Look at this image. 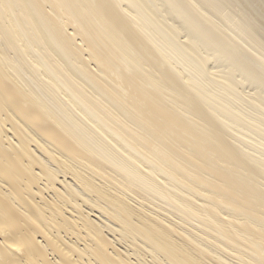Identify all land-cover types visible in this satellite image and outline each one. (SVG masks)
Returning a JSON list of instances; mask_svg holds the SVG:
<instances>
[{"label":"bare ground","instance_id":"bare-ground-1","mask_svg":"<svg viewBox=\"0 0 264 264\" xmlns=\"http://www.w3.org/2000/svg\"><path fill=\"white\" fill-rule=\"evenodd\" d=\"M0 264H264V0H0Z\"/></svg>","mask_w":264,"mask_h":264}]
</instances>
